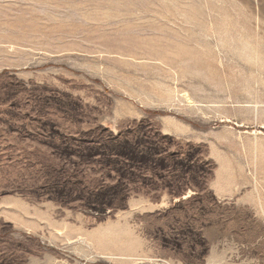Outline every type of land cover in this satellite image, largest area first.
<instances>
[{
	"label": "rangeland",
	"instance_id": "rangeland-1",
	"mask_svg": "<svg viewBox=\"0 0 264 264\" xmlns=\"http://www.w3.org/2000/svg\"><path fill=\"white\" fill-rule=\"evenodd\" d=\"M0 264H264V0H0Z\"/></svg>",
	"mask_w": 264,
	"mask_h": 264
}]
</instances>
